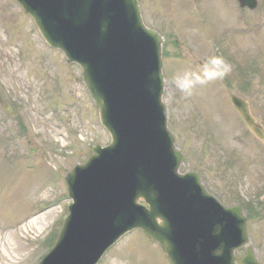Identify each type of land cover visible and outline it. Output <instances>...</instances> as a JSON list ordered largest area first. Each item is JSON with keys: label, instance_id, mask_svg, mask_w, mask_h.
<instances>
[{"label": "rangeland", "instance_id": "obj_1", "mask_svg": "<svg viewBox=\"0 0 264 264\" xmlns=\"http://www.w3.org/2000/svg\"><path fill=\"white\" fill-rule=\"evenodd\" d=\"M258 1L256 10L240 15L234 0H140L147 25L155 28L159 24L168 31H176L172 36L174 39L166 41L162 50L165 74L163 99L169 108V119H173L174 123L168 125L175 144L188 156L186 167L201 170L206 186L219 197L222 196L219 194L217 175L224 156L229 158L234 153L237 137L243 131L228 94L231 92L247 99L256 118L264 120V0ZM250 20L254 21L255 28ZM244 26L247 29L241 28ZM251 27L252 33H249ZM10 28L13 34L17 32L21 36H13L12 43L1 33ZM25 30L34 33L37 43L33 38L28 40ZM177 38V45H174ZM13 48L23 53L29 50V53L13 62ZM222 54L233 60L232 64L229 63L232 71L226 76L234 79L231 85L225 82L228 81L225 78L212 81L198 86L192 97L185 98L173 83L174 75L189 68L195 70L209 57ZM54 59L59 67L68 65L58 55H54ZM251 59L254 62L248 65ZM255 60L257 66L254 67ZM235 66L246 70V73L239 75ZM52 72L56 74L57 66L45 51L29 18L14 0H0V86L4 96L11 97L12 101L14 97L23 106L13 136L7 134L5 116L0 113V141L4 148H14L36 164L30 169L23 168L15 177L13 164V182L8 180L10 172L0 168V264H29L36 252L46 248L33 242L38 240L37 233L49 220L58 215L60 218L65 204L71 202L64 195L62 177L58 178L55 190L49 188L48 178H55L58 172L45 161L48 159L51 164L57 163L67 172L76 162L87 158L90 153L88 147L93 142L102 146L109 140L84 89L78 92L77 102L73 104L65 87L64 96L59 99L65 110L59 118L48 110L50 91L46 87L51 82L49 75ZM248 72H254L255 77L251 80L246 78ZM70 73L77 75L74 69ZM79 75L78 70V79ZM242 75L244 78L240 82H247V85L245 89H238L239 84L235 81ZM51 117L58 119L60 124L57 129L51 126L48 120ZM69 142L76 144L75 155L63 158L62 154H56L59 151L56 146ZM30 147L36 152L30 153ZM240 148L245 156L242 164L247 166V171L250 170L249 174L260 177L264 169V150L253 149V144L247 142H241ZM239 153V150L235 151V155ZM250 188L251 184L242 193ZM223 198L229 204L233 201L228 196ZM50 202L56 205L45 213L30 217L29 210L34 209V204ZM32 218H36V222H30ZM255 220L249 221V233L264 264V214ZM58 227L59 223L55 229ZM113 257H118L124 264H169L158 245L138 230L130 231L118 240L101 264H109Z\"/></svg>", "mask_w": 264, "mask_h": 264}, {"label": "water", "instance_id": "obj_2", "mask_svg": "<svg viewBox=\"0 0 264 264\" xmlns=\"http://www.w3.org/2000/svg\"><path fill=\"white\" fill-rule=\"evenodd\" d=\"M17 1L46 40L81 65L112 137L66 177L70 214L40 264H95L135 227L162 245L171 264H257L251 247L233 256L248 242L239 209L219 205L196 173H177L182 156L160 100V39L142 26L136 1ZM233 102L246 112L243 102Z\"/></svg>", "mask_w": 264, "mask_h": 264}, {"label": "clouds", "instance_id": "obj_3", "mask_svg": "<svg viewBox=\"0 0 264 264\" xmlns=\"http://www.w3.org/2000/svg\"><path fill=\"white\" fill-rule=\"evenodd\" d=\"M232 71V65L222 56L213 55L199 64L195 70L189 68L173 77V83L179 92L189 98L198 86H204L216 80L224 79ZM109 264H124L118 257L111 258Z\"/></svg>", "mask_w": 264, "mask_h": 264}]
</instances>
